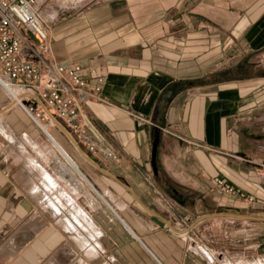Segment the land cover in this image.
<instances>
[{
    "label": "crops",
    "instance_id": "crops-1",
    "mask_svg": "<svg viewBox=\"0 0 264 264\" xmlns=\"http://www.w3.org/2000/svg\"><path fill=\"white\" fill-rule=\"evenodd\" d=\"M36 8L52 60L83 64L91 87L88 67L102 65L109 102L84 110L118 157H92L53 116L44 131L0 89V264H264V0ZM56 143L78 164L74 187ZM48 175L73 195L90 243L35 192ZM218 178L255 201L224 194Z\"/></svg>",
    "mask_w": 264,
    "mask_h": 264
},
{
    "label": "built area",
    "instance_id": "built-area-1",
    "mask_svg": "<svg viewBox=\"0 0 264 264\" xmlns=\"http://www.w3.org/2000/svg\"><path fill=\"white\" fill-rule=\"evenodd\" d=\"M37 2L0 0V89L13 105L22 107L44 131L53 116L70 133L78 136L92 157L116 160L118 156L113 146L84 110V104L90 100L109 102L103 95L105 77L98 74L102 65L88 67L95 79L91 87L89 78L83 74V64L64 65L52 60L50 26L37 11ZM89 2L61 0V7L76 13ZM216 185L226 195L249 203L255 201L252 195L236 188L225 178H218ZM204 255L210 262L217 259L216 254L208 249Z\"/></svg>",
    "mask_w": 264,
    "mask_h": 264
},
{
    "label": "bare ground",
    "instance_id": "bare-ground-1",
    "mask_svg": "<svg viewBox=\"0 0 264 264\" xmlns=\"http://www.w3.org/2000/svg\"><path fill=\"white\" fill-rule=\"evenodd\" d=\"M15 91L17 90L16 88H13ZM6 131V130H5ZM6 133V132H5ZM10 133V132H9ZM9 135V134H8ZM9 137V136H8ZM15 137V136H14ZM15 140V139H14ZM51 140V139H50ZM53 140V139H52ZM52 142V141H51ZM55 142V141H54ZM53 142V143H54ZM57 147L56 149H60V151L65 155L64 158L66 157L67 160L69 161L68 163H70L71 167L68 166H64L65 167V171L63 172V176H67L68 179L70 177L71 180H69L70 185L72 187H74V185L76 184V178L74 177V175H72V170H76L77 172H79V167L78 164L68 155L66 154V152H64V150L62 149V147H60L57 143L55 144ZM59 152V151H58ZM43 154V153H42ZM41 154V155H42ZM83 155V154H82ZM84 156V155H83ZM58 159V158H57ZM58 164V163H57ZM63 166V165H61ZM33 168V167H32ZM63 168V167H62ZM44 171V170H43ZM60 171V170H59ZM31 174V172H29ZM48 173V172H47ZM77 175V174H76ZM33 176V174H32ZM79 176V175H78ZM66 177V178H67ZM88 178V177H87ZM45 179V178H44ZM63 179V177H62ZM66 180V179H65ZM45 181V180H44ZM75 181V182H74ZM79 181V180H77ZM82 184V183H81ZM41 185V184H40ZM69 185V184H68ZM80 186V184H79ZM32 187H35L32 185ZM76 187V186H75ZM82 187V186H81ZM69 188V186H68ZM34 189V188H33ZM78 189V188H77ZM77 189H75L77 191ZM83 188H81L82 190ZM88 191V190H87ZM35 192L37 194H39L41 196V198L44 200V202L47 204V207L49 208V210L52 211V213L54 214V217L59 218V220H61V222L65 223V225L71 229L76 231L77 233H79V235L82 237L84 242H88L90 243V240H92L93 238H95L94 234L89 232L88 229L86 228L87 226H85L86 224L84 223V218L80 217L78 215L79 213V209L77 206L74 205V197L72 195V197L69 195V191H64L62 190V188L59 187L58 183L54 180L53 177H51L50 175H48V177L46 178V181L44 182L43 185L38 186V188L35 189ZM63 198H65L64 200L68 201L67 203H71L72 204V208L73 209H67L63 203ZM76 204V203H75ZM79 205V204H78ZM67 206V205H66ZM69 206V205H68ZM70 208V207H69ZM82 209V208H81ZM82 211V210H81ZM84 211V210H83ZM83 213V212H82ZM52 214V215H53ZM83 216V215H81ZM86 216V214H85ZM90 220V219H89ZM92 224V223H91ZM89 227V226H88ZM90 230V228H89ZM93 241V240H92ZM85 244V243H84ZM197 249L201 252L204 253L205 249L204 247H197Z\"/></svg>",
    "mask_w": 264,
    "mask_h": 264
},
{
    "label": "water",
    "instance_id": "water-1",
    "mask_svg": "<svg viewBox=\"0 0 264 264\" xmlns=\"http://www.w3.org/2000/svg\"><path fill=\"white\" fill-rule=\"evenodd\" d=\"M159 139H160V135L159 133H156L155 134V138H154V141H153V150H152V163H153V166H154V170L155 172L157 173L158 170H157V165H156V154H157V147H158V143H159ZM78 147V146H77ZM79 148V147H78ZM79 150L81 151V153L88 159L91 161V159L82 151L81 148H79ZM204 217H207V216H204Z\"/></svg>",
    "mask_w": 264,
    "mask_h": 264
},
{
    "label": "rangeland",
    "instance_id": "rangeland-1",
    "mask_svg": "<svg viewBox=\"0 0 264 264\" xmlns=\"http://www.w3.org/2000/svg\"><path fill=\"white\" fill-rule=\"evenodd\" d=\"M68 15H74V12L72 11V12H67V13H65V14H63L62 15V17H66V16H68ZM50 24V23H49ZM83 149L85 150V147L83 146ZM87 151V150H86ZM201 212L202 211H204V210H200ZM216 212H223V210H219V211H216Z\"/></svg>",
    "mask_w": 264,
    "mask_h": 264
}]
</instances>
